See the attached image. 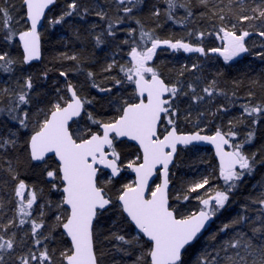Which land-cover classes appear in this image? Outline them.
I'll return each mask as SVG.
<instances>
[{"label": "snow or ice", "instance_id": "snow-or-ice-1", "mask_svg": "<svg viewBox=\"0 0 264 264\" xmlns=\"http://www.w3.org/2000/svg\"><path fill=\"white\" fill-rule=\"evenodd\" d=\"M162 2L0 0V264H264V0ZM66 31L82 47L50 68L45 38L67 48ZM169 51L196 56L173 76ZM249 57L231 88L221 69L198 87L201 60Z\"/></svg>", "mask_w": 264, "mask_h": 264}, {"label": "trees", "instance_id": "trees-1", "mask_svg": "<svg viewBox=\"0 0 264 264\" xmlns=\"http://www.w3.org/2000/svg\"><path fill=\"white\" fill-rule=\"evenodd\" d=\"M160 6L166 7V5L163 4L162 0H160ZM181 15H183V11L181 10L180 12ZM90 21H95V22H99V18L96 16H90L89 17ZM147 22H151L152 18H145ZM161 23L163 24V27L161 29H159L158 31L160 32V34L163 37H168L171 35H175L176 37H180V36H185L187 35V33L179 26L176 25L174 23H172L171 21H165L163 17H161ZM196 27H207V24L205 22H203L199 16H197L194 20V22L189 25V28H196ZM67 37V48H65V43L61 42L58 43L57 42V36L53 35L50 37H46L45 39L48 41L47 43H44L43 45V51H44V56H45V64L48 65V67H52L53 62H55V67L56 69L61 68L62 66L67 68L71 65H74L75 62L72 61H64L63 65H61L60 62H56L53 60L54 57H57L60 51H69L71 52L73 49L79 51L81 49V44L80 43H73L74 38L71 36V32L70 31H66L64 33ZM121 35H123V33H121ZM216 44H218V41L214 42ZM86 48V51H84L82 53V55H88L91 52L95 51L96 56L98 58L99 62L103 61L104 56L106 55L105 51L103 49H95L94 48V42L92 40L91 37L88 38L86 45L84 46ZM196 54H192L191 56L189 54L186 53H178V54H172L170 51L169 52H165L160 59L165 61V65L168 69H171V75H175L176 71H178L181 68L182 64H191L192 62H194ZM253 61L252 57H249L248 60L244 61L243 63H241L240 65H238L235 68L232 67H226L223 63L222 58H219L218 60H211V61H204L201 60L200 62L202 64L205 65L204 71L201 73L202 79L199 81H196V77L193 76L189 71L185 70V76L183 79H185L188 82H193L196 81L198 87L199 86H203L206 82L210 81L212 78H214L216 76V71L217 69H221L223 70V72L225 73V76L227 77V83L222 85L226 88H231V81L236 79L237 77L241 76L242 71L245 69L246 65ZM90 65L86 64V67H88ZM43 67V65L37 64L36 68L33 69V71H37L39 68ZM92 70L97 71L99 73V67L97 65H91ZM255 69L258 71L259 68L261 67V65L259 64V62H256L254 64ZM250 75H253L254 73H249ZM50 76L53 78H58L61 81L63 80L62 77H59V72L57 70H53L50 73ZM74 79H79V80H83L84 77L83 75H79L78 77L74 76ZM247 84V80H245V85ZM247 91L246 86H241L238 90V93L241 97L244 96L245 92ZM259 88H257V92L259 93ZM92 94H95V90H92ZM222 99V98H219ZM218 99V102H219ZM241 102H243L241 100ZM239 109H235L234 111H238ZM202 149V148H201ZM212 151L210 149H202L201 153L199 154H193V153H187L184 154L182 156L181 159V167L177 169L176 171V181H181L185 178H187V176L191 175L193 172V168L189 167V166H185V165H195L198 164V159H197V155L199 156H203V155H208L211 156L212 155ZM213 163H215V161H213ZM260 176L257 175L255 176L251 181H249V185H251V183H254L257 179H259ZM248 191L247 188L244 189V192L246 193ZM195 201L192 202V207L195 206ZM243 203V197L242 196H238L237 197V203L234 205V207L229 211V213L227 215H232L236 212L239 211V206L240 204Z\"/></svg>", "mask_w": 264, "mask_h": 264}, {"label": "water", "instance_id": "water-1", "mask_svg": "<svg viewBox=\"0 0 264 264\" xmlns=\"http://www.w3.org/2000/svg\"><path fill=\"white\" fill-rule=\"evenodd\" d=\"M37 64H39V63H37ZM201 148H203V149H210L212 152H214V147L211 146V145H201Z\"/></svg>", "mask_w": 264, "mask_h": 264}]
</instances>
